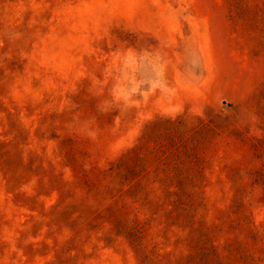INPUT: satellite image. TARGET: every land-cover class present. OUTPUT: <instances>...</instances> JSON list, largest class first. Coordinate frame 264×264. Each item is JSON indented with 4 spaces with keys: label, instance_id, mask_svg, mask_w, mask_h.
<instances>
[{
    "label": "rangeland",
    "instance_id": "obj_1",
    "mask_svg": "<svg viewBox=\"0 0 264 264\" xmlns=\"http://www.w3.org/2000/svg\"><path fill=\"white\" fill-rule=\"evenodd\" d=\"M0 264H264V0H0Z\"/></svg>",
    "mask_w": 264,
    "mask_h": 264
}]
</instances>
